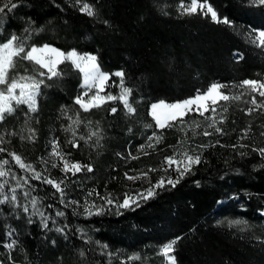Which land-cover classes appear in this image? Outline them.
I'll return each instance as SVG.
<instances>
[{
	"label": "trees",
	"instance_id": "16d2710c",
	"mask_svg": "<svg viewBox=\"0 0 264 264\" xmlns=\"http://www.w3.org/2000/svg\"><path fill=\"white\" fill-rule=\"evenodd\" d=\"M16 2L18 7L0 18L4 33L0 41L12 32L22 33L30 21L34 22L32 27L43 31L37 32L30 44H49L65 52L75 49L96 55L102 71L109 74L123 71L125 86L132 89L134 116L126 115L119 101L82 113L101 122L105 138L99 148L83 141H79V147H73L65 142L70 134L63 132L62 125L69 122L62 118L61 108H79L74 99L82 91L81 76L65 62L59 66L63 76L47 81L51 87L42 88L37 99L38 111L30 114V125L36 130L35 141H22L18 135L5 136L11 142L3 147L20 154L44 176L63 179L67 198L81 204L92 189L101 196L111 193L122 201L125 193L135 194L149 187L148 179L154 184L164 175L175 178L171 169L167 174L161 170L149 172L148 179L135 182L125 178V173L135 176L149 168L159 169L164 157L173 154L170 146L177 145L184 135L177 128H145L147 123L154 125L149 112L152 103L182 101L215 82L228 85L244 79L264 82V47L250 43L245 35L250 29L264 30V6H245L247 0H207L221 17L233 22V27L215 24L199 12L180 15L179 0H84L94 6L95 17L81 13L79 5L73 6V0ZM108 84L112 86L106 87L105 93L117 95L119 78L113 76ZM112 106L118 108L116 114L107 111ZM249 106L243 100L229 102L228 118L220 125L226 135H198L189 139L187 145H180L190 147L219 140L228 146L206 148L202 163L193 169L194 174L186 175L175 188L157 189V195L141 200L139 207L116 209L108 205L102 214L86 217L79 214L82 208L76 209L78 214L73 212L75 206L64 208L59 203L60 194L51 185L31 181L36 189L32 196L42 198L41 210L51 217L49 227L44 228L38 216L31 217L29 222L30 213L22 209L0 206V264H166L159 249L177 237L180 239L173 253L177 264H264V215H261L264 167H260L264 159L252 151L253 147H264V135L260 134L264 131V110L247 115L242 109ZM26 111V106H21L0 124V129L20 132ZM193 118L203 119L192 113L185 120ZM249 128L248 138L241 140L243 131ZM79 131L87 135L83 126ZM154 131L163 135L162 143L154 150L146 149L147 155L138 153V146ZM55 138L59 139L61 150L70 154V161L90 164L93 171L72 176L61 171L63 164L58 160L55 168L51 163H41V158L56 159L49 156L50 141ZM238 144L248 147H230ZM129 152L139 158L131 159ZM240 152L247 155L241 156ZM0 156L14 165L7 152ZM13 171L18 176L28 175L18 166ZM4 179L15 184L10 178H0V182ZM18 195L21 203L28 204L19 190ZM89 199L103 204L96 196ZM48 204L53 208H48ZM29 208L31 211L30 205ZM57 209L64 211L65 216L56 217ZM235 219L248 221L250 227L243 231L240 227H229L228 221ZM65 224L68 227L64 233L56 231ZM80 229L87 232L91 243H85ZM10 230L17 241L12 250L3 247L10 242ZM96 242L108 245L107 252L113 253L111 261ZM133 254H139L141 259L128 260Z\"/></svg>",
	"mask_w": 264,
	"mask_h": 264
},
{
	"label": "snow or ice",
	"instance_id": "6c2138e0",
	"mask_svg": "<svg viewBox=\"0 0 264 264\" xmlns=\"http://www.w3.org/2000/svg\"><path fill=\"white\" fill-rule=\"evenodd\" d=\"M76 5L80 6L79 11L81 13L89 17H95L97 15L94 6L84 2V0H73V6ZM245 6H264V0H247ZM17 7L18 3L16 0H0V18L6 16L7 13H12ZM177 11L180 15L189 16L195 15L199 11L203 17H210L211 22L215 24L233 27V22L226 16L221 17L207 0H179ZM33 23L30 21L28 26L23 28L22 33L17 34L16 32H12L3 41H0V124H3L8 116L14 115L21 106H26L27 108V111L24 112V116L26 117L24 126L20 132H9L6 128L0 129V153L7 152L8 156L11 157V161H14L13 165L9 159L0 156V178H10L12 181H15L14 185L10 184L9 179H4L0 182V206L8 205L13 210L19 208L26 214L30 213L29 222H32L31 217L38 216L42 226L46 229L49 227L51 217L41 210L42 198L32 196V192L36 189L31 181L35 180L51 185L60 194L59 203L64 208L75 206L73 208L74 214H78L76 209L82 208L83 212L79 214L85 215L86 217L102 214L105 206L108 205L116 209H131L133 205L139 207L141 200L147 201L156 196L157 189H162L166 186L175 188L186 175L194 174L193 169L202 163L203 151L206 148L215 147L216 145L220 147L228 146L220 144V141L217 140L215 142L201 143L190 147H179L180 145H187L189 139H194L198 135L204 137L214 134L226 135L227 133L220 125H223L228 118L226 114L229 111V102L243 100V103L250 105L247 109H242L247 115H251L257 110H264V99H257V97L264 98V82L255 79H244L231 85L215 82L203 92L197 91L195 96L182 101L168 103L160 100L152 103L150 106V115L152 121H154V125L147 123L144 127H155L160 130L177 128L184 135L178 140L177 145L170 146L173 148V154L164 157L159 169L149 168L147 171H142L135 176L125 173V178L135 182L136 180L148 179L149 172L161 170L167 174L170 169L175 171V178L171 175H164L154 184L148 179L149 187L142 191H137L135 194L125 193L122 201L115 198L111 193L101 196L99 192L92 189L87 192L84 203L81 204L80 201L67 198V186L63 179L57 181L48 176H44L32 163L25 162V158L20 154L3 147L2 145L11 142L10 140H6L5 136L18 135L22 141H35L36 130L30 125L32 119L30 114L38 111L37 99L42 95V88L51 87L47 81L63 76V70L59 66L65 62L70 63L73 69L80 73L82 80L80 84L82 91L74 99V104L79 105V108L75 110L67 107L61 108L62 118L69 122L67 126L62 125L63 132L70 134V137L65 142L71 144L73 147H79V141H83L84 144L94 149L99 148L102 147L101 141L105 138L101 122L93 121L87 116H82V113H90L94 109L98 110L107 104H115V102L119 101L123 105V110H126L125 114L129 117L134 116L136 109L133 103L130 102L132 89L125 86V73L123 71H117L112 74L102 71L96 55L80 53L75 49L65 52L49 44H43L41 46L30 44L29 41L33 36L37 32L43 31V29L32 27ZM104 23L107 24V21H104ZM2 35L4 33L2 28H0V36ZM245 35L250 43L257 47H264V30L250 29ZM238 58L242 59V57ZM20 69H23V71H20ZM113 76L119 78L120 91L118 95H113L110 92L102 94L105 93L106 87L112 86L108 82ZM234 89L238 91L234 92ZM245 96L249 98L243 99ZM107 111L109 114H116L118 108L112 106ZM192 113L198 114V117L203 119L193 118L191 120H185V117ZM81 126L86 130L87 135L80 133ZM198 129L201 131L198 132ZM131 131L132 129L129 128V132ZM24 132H27V135H24ZM188 132H191V137H188ZM249 132L250 128L245 129L240 139H247ZM260 134L264 135V131ZM162 141L163 135L154 131L151 135L146 136L145 143L138 146L137 152L147 155L146 149L154 150L156 145L162 143ZM50 144L51 152L49 156L56 159L49 160L41 158V163L45 165L51 163V167L55 168L58 166L56 162L58 160L63 164L61 171L65 174L71 173L72 176H76L82 171L88 173L93 171V167L90 164L70 161L68 159V155L70 154H65L61 150L58 138L51 140ZM230 147L233 149L237 147L245 148L248 145L238 144L231 145ZM252 151L258 152L259 156L264 159V147L259 149L253 147ZM117 155L120 154L118 153ZM128 155L131 159L139 158V156L132 155L131 152ZM239 155L244 156L247 153L240 152ZM174 165L175 167L173 168ZM15 166H18L23 173H28V175L18 176L13 171V167ZM260 167H264V164H261ZM44 171H47V168ZM197 184H199L198 181ZM6 188L7 191H5ZM18 190L22 193L23 198L28 200V204L20 202L21 197L18 195ZM93 196L102 200L103 204L98 205L94 200L89 199V197ZM29 205L31 206V211ZM47 207L51 209L53 205L48 204ZM54 215L56 217H64L65 212L57 209ZM261 215H264V211L261 212ZM51 222L53 224L56 223L55 219H52ZM228 225L229 227H240L242 231L250 227L248 221L244 219L229 220ZM67 227L68 225L65 224L63 227H57L56 231L64 233ZM79 231L81 237L85 239V243L92 242L91 238L87 236V232L83 229ZM12 236L13 232L10 230L8 232L10 242L3 244V247L9 250H12L17 244V241ZM179 239L180 237H177L168 241L159 249V254L165 258L167 264H177V259L173 253ZM96 243L102 249V254H107L111 261L113 253L107 252L108 245L100 244L99 242ZM80 255L83 256L84 252L81 251ZM140 259L141 256L139 254H133L128 257L130 261Z\"/></svg>",
	"mask_w": 264,
	"mask_h": 264
},
{
	"label": "rangeland",
	"instance_id": "374dc122",
	"mask_svg": "<svg viewBox=\"0 0 264 264\" xmlns=\"http://www.w3.org/2000/svg\"><path fill=\"white\" fill-rule=\"evenodd\" d=\"M199 12V11H198ZM81 82H82V80H81ZM119 91H120V89H119ZM119 93V92H118ZM102 94H106V93H102ZM118 95V94H117ZM150 112V111H149ZM166 264H167V262H166Z\"/></svg>",
	"mask_w": 264,
	"mask_h": 264
}]
</instances>
